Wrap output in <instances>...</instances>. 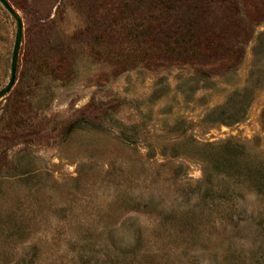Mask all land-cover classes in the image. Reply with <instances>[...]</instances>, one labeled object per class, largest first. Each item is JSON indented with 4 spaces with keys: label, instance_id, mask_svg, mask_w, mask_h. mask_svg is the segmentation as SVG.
I'll list each match as a JSON object with an SVG mask.
<instances>
[{
    "label": "rangeland",
    "instance_id": "obj_1",
    "mask_svg": "<svg viewBox=\"0 0 264 264\" xmlns=\"http://www.w3.org/2000/svg\"><path fill=\"white\" fill-rule=\"evenodd\" d=\"M7 2L0 264H264V0Z\"/></svg>",
    "mask_w": 264,
    "mask_h": 264
},
{
    "label": "water",
    "instance_id": "obj_2",
    "mask_svg": "<svg viewBox=\"0 0 264 264\" xmlns=\"http://www.w3.org/2000/svg\"><path fill=\"white\" fill-rule=\"evenodd\" d=\"M0 4L9 13L15 23V36L11 53L10 74L7 83L0 89V98L6 95L12 88L17 71L18 54L22 39V20L17 11L7 2V0H0Z\"/></svg>",
    "mask_w": 264,
    "mask_h": 264
}]
</instances>
